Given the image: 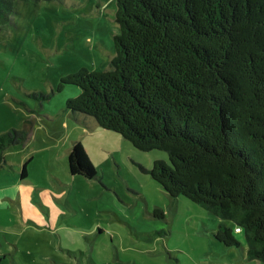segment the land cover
I'll return each instance as SVG.
<instances>
[{
    "label": "rangeland",
    "instance_id": "rangeland-1",
    "mask_svg": "<svg viewBox=\"0 0 264 264\" xmlns=\"http://www.w3.org/2000/svg\"><path fill=\"white\" fill-rule=\"evenodd\" d=\"M115 9L116 0H15L0 23V133L30 132L0 166V264H264L244 255L239 228V247L215 238L231 221L170 196L146 172L155 158L168 161L165 151L68 117L66 101L80 88L58 89L60 79L109 68ZM74 141L94 178L70 174L65 150Z\"/></svg>",
    "mask_w": 264,
    "mask_h": 264
},
{
    "label": "trees",
    "instance_id": "trees-1",
    "mask_svg": "<svg viewBox=\"0 0 264 264\" xmlns=\"http://www.w3.org/2000/svg\"><path fill=\"white\" fill-rule=\"evenodd\" d=\"M14 1L0 0V23ZM114 19L109 68L61 77L58 89L80 88L66 109L139 150L165 151L168 161L146 172L170 196L231 221L215 238L239 247V228L246 257L264 261V0H116ZM29 133H0V166ZM67 163L72 175H96L80 141Z\"/></svg>",
    "mask_w": 264,
    "mask_h": 264
},
{
    "label": "crops",
    "instance_id": "crops-1",
    "mask_svg": "<svg viewBox=\"0 0 264 264\" xmlns=\"http://www.w3.org/2000/svg\"><path fill=\"white\" fill-rule=\"evenodd\" d=\"M68 114V117L70 118V119H72L74 122H76V123H79V124H82V125H85V126H88V127H92V128H99V129H103V128H101L99 125H98V123L95 121V119L93 118V117H91V116H85V115H82V114H73V113H67ZM104 130H107V129H104ZM74 142H76V141H74ZM73 142V143H74ZM71 145H72V143L70 144V146H68V148L65 150V153H66V157H67V155H68V152H69V149H70V147H71ZM67 168H68V166H67ZM72 175V174H71ZM36 190H38L37 188H36ZM243 246V245H242ZM242 248V251H243V253H244V255H245V250H246V246H243V247H241ZM246 256V255H245Z\"/></svg>",
    "mask_w": 264,
    "mask_h": 264
}]
</instances>
